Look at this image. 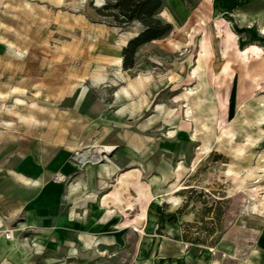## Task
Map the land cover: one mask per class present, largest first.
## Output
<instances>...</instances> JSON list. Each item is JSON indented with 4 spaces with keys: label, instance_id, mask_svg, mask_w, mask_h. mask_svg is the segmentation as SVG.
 Returning <instances> with one entry per match:
<instances>
[{
    "label": "rangeland",
    "instance_id": "obj_1",
    "mask_svg": "<svg viewBox=\"0 0 264 264\" xmlns=\"http://www.w3.org/2000/svg\"><path fill=\"white\" fill-rule=\"evenodd\" d=\"M108 2L0 0V164L26 156L27 177L60 182L44 206L3 197L6 235L89 245L92 264H250L234 255L264 220L248 196L264 199V35L239 13L264 1L164 0L169 32L129 69L121 45L144 28L98 15Z\"/></svg>",
    "mask_w": 264,
    "mask_h": 264
},
{
    "label": "crops",
    "instance_id": "obj_2",
    "mask_svg": "<svg viewBox=\"0 0 264 264\" xmlns=\"http://www.w3.org/2000/svg\"><path fill=\"white\" fill-rule=\"evenodd\" d=\"M235 1H244V0H235ZM249 1L253 2L254 0H249ZM250 7H252L250 11L248 10L239 13L240 17L244 23L253 24L254 27L260 31L261 33L260 35H264V32H261V28H263L264 31V5L262 7L251 5ZM0 160H1V150H0ZM16 161L18 160L17 159L10 160L9 163L7 164V167H3L0 164V166L3 169V172H5L4 174H0V210L2 208L3 197L10 198V200L15 203L16 198L19 200H24V198H26L28 200L30 196L34 193L36 194V197L33 198L35 205L44 206L51 201H55V187L56 184L60 182H54L50 180V177L47 175L48 173L51 174H55V173L47 170L44 171V173L40 176L39 179L27 177L26 175L34 174L33 172H35V168L33 167V164L31 162L27 163V161L29 160L28 157L26 156L23 157L20 166L15 167V164L17 163ZM10 169L13 170L14 172L9 171ZM43 177H47V179H44L43 181L44 188H40L38 185L34 184V181L36 180L42 181ZM28 178L34 181H30ZM25 179L29 180L27 181L28 184ZM18 187H23L24 189H27L29 195L25 194L24 197L21 196L19 193L16 192ZM12 202H9V204L8 203L7 204L11 205L13 204ZM79 208L82 209L81 207ZM15 216H16L15 214L10 215V217H2L0 215V264H45L46 259H50L51 262L50 264H66V260L69 259H74V262L80 264V259H82L83 257L86 259L85 264H92L96 260V259L93 260L89 256V253L85 255H81L84 254L83 251L88 250L89 245H84L85 250L77 248V250H74V252H72L68 256L65 252L61 253L60 251H56V250L50 251L44 249V247L41 246L40 247L43 249H40V247L38 249L24 248V244H22L21 242L20 244L18 243V240L16 239L13 230H12L13 232H10V234L6 235V233H8V230H10L8 225L14 219ZM75 221L76 220H71L68 219L67 217L65 220L47 218V219H43L42 222H40V224L46 226H50L52 224L66 225L68 223L74 224ZM250 233L254 235V240L247 242V245L250 247L251 250L249 251V253L246 254V259H243L236 252L234 256H238L240 258L239 261H246L249 262L250 264H264V220L262 226L259 229L256 230L252 229ZM48 235L51 236V238L54 237L49 233L47 234L37 233V235L35 236H38L39 237L38 239L40 240H46L48 238ZM35 236L31 239L32 243L38 240L35 239ZM74 236H75L74 240L78 242V244H82V239L85 240L90 237L83 233H74ZM235 262L236 261H233V264H235Z\"/></svg>",
    "mask_w": 264,
    "mask_h": 264
},
{
    "label": "trees",
    "instance_id": "obj_3",
    "mask_svg": "<svg viewBox=\"0 0 264 264\" xmlns=\"http://www.w3.org/2000/svg\"><path fill=\"white\" fill-rule=\"evenodd\" d=\"M164 0H113L102 6L96 13L111 18L117 24L139 22L144 30L130 39L122 49V67L133 66V56L139 47L153 40L160 39L170 30V25L155 18V13L162 8Z\"/></svg>",
    "mask_w": 264,
    "mask_h": 264
},
{
    "label": "bare ground",
    "instance_id": "obj_4",
    "mask_svg": "<svg viewBox=\"0 0 264 264\" xmlns=\"http://www.w3.org/2000/svg\"><path fill=\"white\" fill-rule=\"evenodd\" d=\"M135 36H137V35H134V36H126L125 37V40H124V43H123V45H121V47H125V45L127 44V42L130 40V39H132V38H134ZM120 47V46H119ZM257 49L254 47L253 49H251V52H255ZM117 65L118 66H120L121 65V58H119L118 60H117ZM132 85V84H131ZM117 103H118V101H116ZM15 103L16 104H20V102L18 101V100H16L15 101ZM10 110V109H9ZM12 111V110H11ZM9 113V112H8ZM13 113V112H12ZM17 116V115H16ZM19 117V116H18ZM8 125H10V124H8ZM111 148L110 147H108V146H106V147H102V148H100L99 149V152L98 153H101V154H108L109 153V150H110ZM96 154V153H95ZM99 161V160H98ZM13 172V171H12ZM52 176V175H51ZM53 177V176H52ZM26 178V177H25ZM63 178V177H62ZM61 178V179H62ZM60 179V178H59ZM23 180H24V178H23ZM26 180V182L27 181H29V180H27V179H25ZM18 181V180H17ZM25 182V183H26ZM27 184H28V182H27ZM34 184H36V185H38L40 188H44V184H43V181H34ZM249 196V198H250V200L251 201H253V205H252V209H253V212L254 213H259V214H263L264 215V199H260V198H258L257 197V195H256V192L254 191L253 193H252V195H248ZM6 229V228H5Z\"/></svg>",
    "mask_w": 264,
    "mask_h": 264
}]
</instances>
